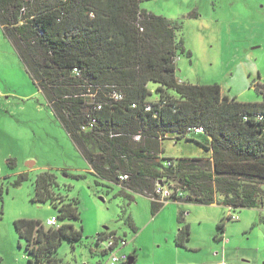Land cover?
I'll return each instance as SVG.
<instances>
[{
  "label": "trees",
  "instance_id": "16d2710c",
  "mask_svg": "<svg viewBox=\"0 0 264 264\" xmlns=\"http://www.w3.org/2000/svg\"><path fill=\"white\" fill-rule=\"evenodd\" d=\"M142 1L0 0V27L90 173L107 182L96 180L97 184H119L122 196L132 201L133 193L148 197L155 180L165 177L184 189L179 201L216 202L232 210L261 207L264 83L254 87L262 99L245 102L222 94L218 83L180 81L176 57H189L190 52L175 39V23L140 8ZM149 84L155 85L154 99L149 98ZM112 90L123 98L112 99ZM97 101L100 109L94 107ZM91 118L93 127L82 130ZM198 125L202 133L187 134L188 126ZM200 134L206 142L188 137ZM165 138L197 141L209 155L162 157L160 143ZM168 159L171 166L165 164ZM124 173L128 178L121 180ZM25 177L20 174L15 184ZM33 183L32 200L48 202L59 225L46 226L34 218L14 220L32 255L29 264H69L55 255L63 240L72 245L81 237L82 225L77 229L73 224L79 220V200L58 197L55 175L48 170L36 174ZM216 194L222 199L218 201ZM150 204L153 212L162 205L151 198ZM184 216L183 211L177 216V245L190 237ZM227 219H232L230 214ZM216 227L214 238L222 240L223 222ZM108 235L118 238L102 230L96 240Z\"/></svg>",
  "mask_w": 264,
  "mask_h": 264
},
{
  "label": "rangeland",
  "instance_id": "374dc122",
  "mask_svg": "<svg viewBox=\"0 0 264 264\" xmlns=\"http://www.w3.org/2000/svg\"><path fill=\"white\" fill-rule=\"evenodd\" d=\"M139 6L175 23V39L190 52L189 57L183 54L176 61L180 81L218 83L222 94L239 101L261 99L254 87L264 83V0H144ZM154 87L149 84L150 99L156 97ZM188 137L206 142L204 134ZM160 148L162 157L209 155L200 143L184 138H165ZM44 170L55 175L58 197L79 200V220L73 224L77 229L82 225L81 237L72 245L62 241L55 255L62 262L109 264V253L101 252L96 235L105 230L129 240L135 235L128 224L131 219L142 228L138 241L150 243L147 249L136 250L138 264L148 263L146 254L152 250L158 261L175 259L177 264H218L224 260L264 264V204L232 210L218 203L169 200L153 212L149 197L133 193L131 201L122 196L119 184L104 186L107 182L90 173L87 161L0 27V264H29L32 258L14 228L15 219L34 218L44 224L47 217L56 214L48 202L32 200L34 178ZM20 174L26 177L15 184ZM216 199L221 200V195L216 194ZM175 208L186 212L190 229L188 241L175 250L176 255L172 248L163 246L164 234L178 226L171 212ZM229 214H233L230 220ZM153 217L154 221L142 227ZM219 222L224 225L222 240L214 238ZM153 241H158L160 248H153Z\"/></svg>",
  "mask_w": 264,
  "mask_h": 264
},
{
  "label": "built area",
  "instance_id": "2783aa9c",
  "mask_svg": "<svg viewBox=\"0 0 264 264\" xmlns=\"http://www.w3.org/2000/svg\"><path fill=\"white\" fill-rule=\"evenodd\" d=\"M178 57H176V60ZM110 97L114 100H120L123 98V94L117 90H112ZM131 107H135V103L130 104ZM94 107L100 109L102 107L101 102H95ZM95 119L91 118L87 121L86 124L81 126L82 130H87L93 127ZM204 131L203 126H188L186 129L187 134H199ZM172 133V132H171ZM173 134V133H172ZM140 134L134 135L135 140H139ZM165 164L171 166L173 164L172 160H166ZM121 180L128 178L127 174H121L119 176ZM185 196L184 189L180 186V183L172 180H167L165 177L155 180L152 192L149 193V196L153 200L159 202L178 201L180 198ZM235 215V214H234ZM233 218V214H230ZM46 226L58 227L59 221L55 214L47 217L44 223ZM97 242L100 244L101 250H105L106 253H109V264H121L126 263L128 255L123 251H118L122 246L126 244V240L122 238H114L112 235H108L100 240L97 239ZM218 264H224L223 262H218Z\"/></svg>",
  "mask_w": 264,
  "mask_h": 264
},
{
  "label": "crops",
  "instance_id": "0c3cea01",
  "mask_svg": "<svg viewBox=\"0 0 264 264\" xmlns=\"http://www.w3.org/2000/svg\"><path fill=\"white\" fill-rule=\"evenodd\" d=\"M260 97L262 99V96H260ZM261 99H255V101H258V100H261ZM161 203H162V205H161L160 208H162L163 205L166 202H164V203L161 202ZM214 204H216V202L211 203L210 205H214ZM171 210H172L171 211L172 212V216H175L176 217V221H177V216H178V213L180 212L179 211L180 209L179 208H175V209H171ZM183 213H184V215L186 214V212L184 210H183ZM155 219H156V217H153L151 220H147L145 223H143L142 227L147 226L149 223H151ZM128 221H129L128 224L130 225V229L135 235L133 237H131L129 240L125 239L126 240V244H125L126 247L125 248L122 247V251L125 252L127 255H134L132 264H138L139 257H138V254H137L136 250L143 251V250H145V249H147L149 247L150 243H148L147 241H144V239L138 241L137 238L139 237V234H140V233L138 234V231L141 230L142 228H140V226H138V224L134 220L129 219ZM177 225H178L177 226V229H178L179 226H180V223H178V221H177ZM177 229L174 230V228H172L170 230V232L164 234L165 235V237H164L165 244L163 245V246H166L167 249H171L172 248L173 251L172 250H170V251H172L175 255L178 253L175 250H179L180 247H184V245H185V244L184 245H177L176 244L174 238H175ZM187 241L188 240H186V242ZM152 244H153V248H155V249L156 248H160V243H158V241H153ZM146 255H147V258L150 259V261L148 263H146V264H177V261L175 259H173L171 261H169V259L166 260V261H162V260L158 261L155 258V252L153 250L151 252L149 251ZM219 262H223L224 264H226L225 260L224 261H219ZM178 264H180V263H178Z\"/></svg>",
  "mask_w": 264,
  "mask_h": 264
},
{
  "label": "water",
  "instance_id": "95a60500",
  "mask_svg": "<svg viewBox=\"0 0 264 264\" xmlns=\"http://www.w3.org/2000/svg\"><path fill=\"white\" fill-rule=\"evenodd\" d=\"M172 135H173L172 133L166 134V136H169V137H171ZM132 262H133V258H128L125 264H132Z\"/></svg>",
  "mask_w": 264,
  "mask_h": 264
},
{
  "label": "clouds",
  "instance_id": "9594fccd",
  "mask_svg": "<svg viewBox=\"0 0 264 264\" xmlns=\"http://www.w3.org/2000/svg\"><path fill=\"white\" fill-rule=\"evenodd\" d=\"M179 201V200H178Z\"/></svg>",
  "mask_w": 264,
  "mask_h": 264
}]
</instances>
